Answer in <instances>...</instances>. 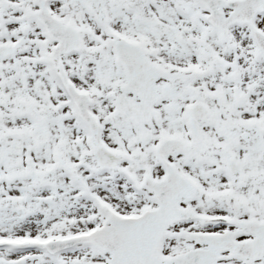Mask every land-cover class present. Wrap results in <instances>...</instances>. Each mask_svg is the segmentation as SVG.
<instances>
[{
	"label": "snow or ice",
	"instance_id": "snow-or-ice-1",
	"mask_svg": "<svg viewBox=\"0 0 264 264\" xmlns=\"http://www.w3.org/2000/svg\"><path fill=\"white\" fill-rule=\"evenodd\" d=\"M0 264H264V0H0Z\"/></svg>",
	"mask_w": 264,
	"mask_h": 264
}]
</instances>
